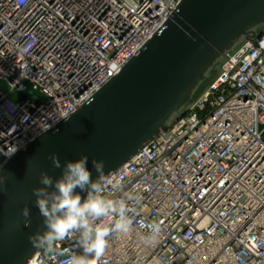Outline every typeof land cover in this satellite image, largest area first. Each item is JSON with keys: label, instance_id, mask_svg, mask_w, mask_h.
<instances>
[{"label": "built area", "instance_id": "1", "mask_svg": "<svg viewBox=\"0 0 264 264\" xmlns=\"http://www.w3.org/2000/svg\"><path fill=\"white\" fill-rule=\"evenodd\" d=\"M182 1L0 0V83L10 88L0 89V174L139 56ZM27 83L46 101L14 103ZM105 180L104 195L135 212L98 264H264V31L228 52L183 113ZM153 221L159 242L145 246L140 223ZM74 254L78 236L27 264Z\"/></svg>", "mask_w": 264, "mask_h": 264}, {"label": "water", "instance_id": "2", "mask_svg": "<svg viewBox=\"0 0 264 264\" xmlns=\"http://www.w3.org/2000/svg\"><path fill=\"white\" fill-rule=\"evenodd\" d=\"M262 25L264 0H183L163 30L89 103L7 162L0 174V264H27L43 248L29 241L45 230L33 194L43 186L41 172L58 179L67 161L87 155L92 179L93 159L104 162L106 179L167 129L215 62L253 41ZM0 89L10 91L4 82ZM26 98L46 101L28 83L11 95L14 103ZM53 154L61 168L53 167ZM76 191L86 198V191ZM26 206L29 227L21 216Z\"/></svg>", "mask_w": 264, "mask_h": 264}, {"label": "clouds", "instance_id": "3", "mask_svg": "<svg viewBox=\"0 0 264 264\" xmlns=\"http://www.w3.org/2000/svg\"><path fill=\"white\" fill-rule=\"evenodd\" d=\"M49 158L54 168L62 167L57 155L53 154ZM87 165L88 156L84 155L75 161H67L58 179L54 180L46 172H41L40 184L43 186L33 189L35 205L43 217L45 230L30 236L29 241L33 247L52 250L57 242L78 236L82 254L72 255L67 264H98L110 246L113 233L128 236L133 230L134 220L130 214L135 209L129 206L126 199L104 195V187L108 183L105 180L104 162L92 160V166L97 172L95 180ZM77 189L86 191V198L82 199ZM21 216L24 218V226L29 227L31 213L27 206L21 210ZM140 227L148 229L143 244L155 246L162 232L161 224L153 221L145 225L141 222Z\"/></svg>", "mask_w": 264, "mask_h": 264}, {"label": "rangeland", "instance_id": "4", "mask_svg": "<svg viewBox=\"0 0 264 264\" xmlns=\"http://www.w3.org/2000/svg\"><path fill=\"white\" fill-rule=\"evenodd\" d=\"M262 31H264V25L259 26L258 29H257V32H262ZM241 41H242V40L236 42L235 46H236V45L238 46V44H240ZM220 64H221V60H220V59L217 60V61L215 62V64L211 67V69H210V70L207 72V74L205 75V79H204V81H202V82L199 84V86L197 87V89L195 90L194 95L192 96L190 102H189L188 104H186V105L182 108V110H185V109L187 108V106H188V105H189L194 99H196V98H197V97H198V96L204 91V89L206 88L208 82H209L210 80H212V79L218 74Z\"/></svg>", "mask_w": 264, "mask_h": 264}]
</instances>
